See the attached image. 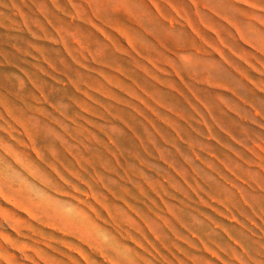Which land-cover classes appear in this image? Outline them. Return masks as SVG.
Wrapping results in <instances>:
<instances>
[{
    "label": "rangeland",
    "instance_id": "rangeland-1",
    "mask_svg": "<svg viewBox=\"0 0 264 264\" xmlns=\"http://www.w3.org/2000/svg\"><path fill=\"white\" fill-rule=\"evenodd\" d=\"M0 264H264V0H0Z\"/></svg>",
    "mask_w": 264,
    "mask_h": 264
}]
</instances>
